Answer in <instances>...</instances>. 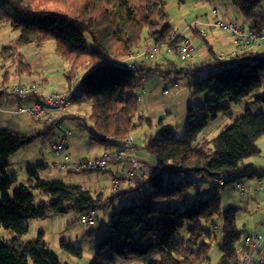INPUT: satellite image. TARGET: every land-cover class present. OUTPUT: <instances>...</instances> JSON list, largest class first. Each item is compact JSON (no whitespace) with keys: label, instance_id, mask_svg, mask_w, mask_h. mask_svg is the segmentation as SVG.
Instances as JSON below:
<instances>
[{"label":"trees","instance_id":"obj_1","mask_svg":"<svg viewBox=\"0 0 264 264\" xmlns=\"http://www.w3.org/2000/svg\"><path fill=\"white\" fill-rule=\"evenodd\" d=\"M263 2L233 1L252 30L264 28V13H257ZM166 7L164 0H0V33L9 29L17 34L0 46L1 97L12 91V87L6 88L10 83L17 86L23 79L40 77L26 59L24 50L29 46L53 51L64 65L67 90L75 85L59 121L46 123L44 117L33 118L41 129L27 132L0 129V230L14 236L11 242L0 237V264H62L44 233L25 240L31 222L73 212L81 223V217L92 211L99 214L125 197L131 198V203L113 212L109 234L97 244L91 264H129L154 254L158 258L146 264H211L215 250L220 253L217 264H242L250 239L264 236L239 228L241 212L251 208H243L237 200L231 204L226 201L225 206L222 197L224 190L233 187L241 200L247 193L240 196L239 183L264 178V168L245 163L260 156L264 113L246 110L214 138L204 135L219 119H234L232 106L251 100L264 106V53L244 50L222 59L210 50L208 60L188 65L193 59L182 61L176 50L181 38L170 44L175 30L169 25ZM152 47L156 52L167 49L187 65L178 71L174 61L156 63L151 57L136 68L131 66L130 56L142 49L151 53ZM164 66L169 68L166 73L162 72ZM172 72L192 79L194 95L209 97L204 104L189 108L187 131L182 137L168 129L145 136L142 150L154 159L157 169L145 180L134 179L135 187L105 197L82 187L42 181V164L25 171L26 182L8 175L11 157L68 123L93 145L106 152L118 151L145 124L152 123L142 113L138 88ZM33 83L38 95L26 100L51 95L41 94L40 86ZM194 109L203 113L198 120H194ZM190 175L209 178L214 183L211 196L197 193L198 184L188 179ZM257 187L264 190L261 182ZM142 192L147 194L141 197ZM36 193L47 202L36 203ZM136 194L139 200L134 198ZM172 201H179L183 208L164 206ZM98 220L92 228L81 223L88 229L83 238L93 237ZM60 245L69 255L83 257V250L72 241L64 240Z\"/></svg>","mask_w":264,"mask_h":264},{"label":"rangeland","instance_id":"obj_2","mask_svg":"<svg viewBox=\"0 0 264 264\" xmlns=\"http://www.w3.org/2000/svg\"><path fill=\"white\" fill-rule=\"evenodd\" d=\"M167 4L166 7V13L169 17V25H171L173 28H176L177 30L180 28L182 24L191 25L192 22L195 21V19L200 17V7L203 6L200 2V0H164ZM207 7H210L208 5ZM52 9V7H50ZM257 13H264V2L262 5L258 8ZM242 24H244V20L240 21ZM216 32V33H215ZM214 34H219L221 37V40L224 39V36L219 29L216 28V31ZM0 35L8 39L14 38L17 36V34H14L11 30H3ZM187 39H189L192 42L191 36H187ZM4 42V41H3ZM154 47H152L153 49ZM215 53L219 54L221 53L218 50H214ZM151 56L155 59L154 62L158 59L159 63H162L164 59H170L174 61V63L177 65V70L180 71L182 68H184L187 63H182L179 58H177L174 54L170 55V53H167V49L164 48L161 49L160 52H154L152 50ZM161 56V57H160ZM157 58V59H156ZM193 61H189L188 65L192 63H200L201 56L199 55L198 58L193 59ZM150 62V61H149ZM153 64V63H152ZM151 65V62L150 64ZM169 68L166 66L162 67V72H167ZM57 76L62 79V71H59L56 73ZM31 82V81H26ZM192 82V79L184 74L172 72L169 73L167 76L162 77H155L151 80H148L144 87L147 91L142 96L143 103H147L149 108L144 109L145 116L151 120V126H147L146 124L140 130L135 138L136 142L135 145L137 147H144V137L145 136H155L157 133L168 129L173 132H175L179 137H182L186 131H187V119H188V111L190 107H198L205 103L206 99H208V95H194L192 88L190 86ZM25 83L24 81L21 82V84ZM1 84V81H0ZM15 84V83H14ZM13 88V83H10L6 88ZM52 90V89H50ZM68 91V90H67ZM8 94L3 96L2 99H0L1 103H8V105L13 106L17 105V99L19 98L12 93V91H7ZM264 93V89L262 91ZM167 93V95H165ZM146 96V99L144 98ZM211 98V97H210ZM23 102V101H22ZM141 103L140 105H142ZM250 103H253V101H246L244 104L246 107H249ZM264 108L262 105H258ZM9 107V106H8ZM142 108V107H141ZM233 109V115L234 119H224V121H221L214 125V128L208 132V134H205L207 138L211 139L217 136L219 133L223 132L233 121L241 117L243 114L238 115L236 106H232ZM194 115L195 119L198 120L200 117L203 116V113H201L198 109H194ZM152 114H151V113ZM22 119H30L31 121L33 118L28 117L26 115H22ZM37 122V121H36ZM36 129H41V125L39 123H35L34 125H37ZM64 136V130H56L54 131L53 135L51 137H48L46 139H41L36 141L34 144L28 146L25 149H22L20 152H18L17 156L15 155L11 157L8 162L10 164L9 169H11L12 173L10 171H7L8 175L17 176L21 180V174L24 175L25 170L27 168H34L38 165L42 164L43 158L40 155V152H44V159L47 161L46 165L51 169V172L57 173L54 180L56 182L64 183L65 185L69 187H82L84 189H89L87 187H90V191L92 193L96 190L97 185H100L99 182L104 184V190L105 197H110L113 195V192L108 191V185L110 180V171L113 172V168H108L105 170H102L100 172H89V173H65L60 174L58 169H56L53 163H62L64 161V153L60 156H56L53 151V146ZM46 150V151H44ZM258 158H252L250 160L245 161V163H250L251 160H255ZM2 161L0 162V164ZM26 164L27 168L23 165ZM57 164V168H58ZM72 167H70L71 169ZM73 169V168H72ZM74 170V169H73ZM45 171L40 172V176L42 181H46L47 176H44ZM190 180H195L198 185H206L207 188H212L214 186V183L209 179H201L200 177L196 175H190L188 177ZM197 185L196 189L200 191V193L204 194V197L211 196L212 192L204 193L202 189L199 188ZM102 188V187H101ZM131 189V185H124L121 187V191H127ZM112 191V190H111ZM109 192V193H108ZM147 192H142L141 197L145 196ZM231 194L232 201L234 200L235 194L233 191V188H227L222 192L223 202L224 205H228L226 203V198ZM108 195V196H106ZM136 200H139L140 196L137 194L134 196ZM247 199V195L245 196V199ZM239 205H243L244 200H238ZM40 201L47 202V199L44 197H41L39 194L36 193V203H39ZM132 201L131 198L125 197L122 199H117L113 205H107L105 209L99 212L100 217V226L98 227V231L93 235V237H85L78 236L75 232H73L74 229L79 230V222L77 220L76 214L73 212L68 213L65 216H53L55 218V229L51 226V221L49 219L46 220H37L33 221L31 223V228L29 235L25 238V240H34L38 237L40 233L45 234L46 241L49 244L50 250L55 253L59 259L61 260L62 264H91L94 254L92 251V245L94 243H97L99 240L103 239L106 235L109 234V218L112 216L114 211L119 210L121 207H123L126 204H130ZM165 207L169 208H175V207H181L183 208V204H181L179 201H172L171 203L166 202L164 204ZM243 208L247 209L248 205L244 204ZM242 219L239 222V228L241 230H244L245 232L249 234H258L262 233L264 234V210H262L259 213H252V211L249 210L246 212H241ZM98 220V221H99ZM68 228H71L72 230V238L69 236L70 230ZM69 230V232L67 231ZM76 235V236H75ZM0 237H2L4 240L11 242L13 240V235L5 231L4 229L0 230ZM64 240H70L73 242V244L80 249L83 250V257L77 258L69 255L61 248V242ZM157 254H154L149 259H133L129 264H146L150 259H157ZM220 258V253L218 250H215L212 255V261L211 264H217Z\"/></svg>","mask_w":264,"mask_h":264},{"label":"crops","instance_id":"obj_3","mask_svg":"<svg viewBox=\"0 0 264 264\" xmlns=\"http://www.w3.org/2000/svg\"><path fill=\"white\" fill-rule=\"evenodd\" d=\"M233 1L234 0H215L212 2H206L205 0H200L201 4L203 5L200 7V17L195 19V21L192 22L191 25H187V23H186V24H182L178 30L176 28H174L175 34H177L181 38L182 37L186 38L187 36H191L192 42L190 40L189 41L192 43V45L195 48V54H194L193 59L198 58V56L200 55L201 56L200 63L204 62L210 58V55H209L210 50H213V51L217 50V47H218V50L221 52V53H219V55H221V58H227L231 54H234V53L240 52V51H244L243 42H240L239 40L234 39L229 34L221 31L222 33H224V34H222L224 36L223 40H221V38H220L221 36L219 34H214V32L216 31L215 24L219 20L236 22V23L240 24L246 30L247 33L252 31L249 24H247L245 22H244V24H242L240 22V21H243V19L240 17L239 12L237 11V9L235 8V6L233 4ZM208 5H210V7H207ZM215 11H216V13L214 14ZM261 30L264 34V28ZM9 41H10L9 37H8V39L6 38V40L5 39L0 40V46L1 45H7L9 43ZM246 50H253L255 52L264 53V40H261V41L256 42V43L250 42L249 46L245 49V51ZM141 51H145V49H142ZM24 53H25V56H26V59H27L29 65L33 68V70L35 72L41 73V75H40V77H37V78L23 79L22 81H24L25 83H26V81L36 82L40 86V93L43 95H47V94L64 95L67 92L68 85L64 81L63 77H62V79H60L56 74L59 71H63L64 65L62 64V62H60L59 60H57L54 57L53 51H51V50L41 51V50L36 49L34 46H29L24 50ZM153 59H155V58L153 57ZM192 61L194 62V60H192ZM155 62L158 63V59ZM0 87H1V85H0ZM141 87L144 90L143 95L145 93L147 95V91L144 87V84ZM50 89H52V90H50ZM7 94L8 93H6L5 96ZM3 96L1 97V93H0V99H2ZM144 98L146 99V96ZM22 101L23 102H20L17 99V101H16L17 105H13V106L8 105V103H6L7 105H5L4 103L0 102V129H12L15 131H20V132L37 130L35 127L36 126L38 127V124L37 125H34V124L38 123V122L31 121L30 119H28V120L22 119L23 116L17 114V112L21 108L33 107V103L35 102V99L32 98L30 100H22ZM140 103H143V98L141 99ZM244 103L239 105V106H236V110H237L238 115L242 114L246 110H250L254 114L264 113V108H262L261 106H258L261 104H257L253 101V103H250L249 107H246ZM148 106L149 105L147 103H145V104L143 103L141 105L142 113L144 114V116H145V112H146L144 109L149 108ZM221 121H224V119L221 118L217 122L212 123L209 126L207 132L204 133V135L208 134V132H210V130H212V128H214V125L221 122ZM62 129L64 130V136L62 137V140H65V144H64L65 145V152H64L65 157L70 156L71 158H73L75 160L81 161V160L91 159L94 157H100L106 152V151H104V149H102L96 145H93L88 140L87 137L80 134L75 129V127L72 123H68V125H66V126L64 125L62 127ZM211 132H213V130ZM135 142H136V138L134 137L133 138V148H134V152L136 153L138 160L140 162V165H138V166L140 167L142 165L143 167L150 168V169L155 171L157 169V166L155 164L154 159L150 155H148V153L145 150H142L141 147H137L135 145ZM258 147L261 151L260 156L256 157L258 159L251 160L250 163L257 166V167L264 168V138L259 141ZM112 152H115V151H112ZM17 154L15 155V157L17 156ZM40 155L43 158V161H42L43 169H42V171H45L44 176H47L46 181L47 182L55 181L54 178L57 175V173L55 174V173L51 172L50 166L48 167L46 165L47 161L44 159V152L43 151L40 152ZM53 164H54L53 167L58 169L57 168L58 163H56V164L53 163ZM23 166L26 167L27 165L24 164ZM70 167H72V166H68V168L64 172H60L59 169H58V171L60 174H65L67 172L75 174L76 172H74V170L72 169L73 167L71 169H70ZM109 167L113 168V172L110 171L111 176H110L109 185H108V191L112 192L111 188L113 186L114 180H116L119 177H124V175L126 173H128L129 171H132L133 168L128 166L127 164H113V165H110ZM108 168H106V169H108ZM8 171H10V173H12L11 169H9ZM76 174H78V173H76ZM40 178H41V176H40ZM21 182H26L25 173H24V175L21 174ZM246 182H248L247 183L248 192L246 194L247 199L244 200L245 197L243 198V200H244L243 205L247 204L248 207L251 208L252 213H259L262 210H264V190L259 191L257 184H258V182H261L264 185V178H262L259 181L258 180H251V181H246ZM99 184L100 185H97V188L93 192V194H97V193L106 194L105 192H103L104 184L101 182H99ZM128 184L129 183H127V185ZM130 185H131V188L135 187V185L133 183H131ZM198 186L200 189H202L204 191V193L211 192V189L213 188V187L207 188V186L203 185V184L202 185L200 184ZM87 188L90 189V187H87ZM230 188L232 189L233 187H230ZM89 189H85V190L90 191ZM233 191H234L235 197L237 198V195L235 193V189H233ZM196 192L199 193L200 191L197 190ZM106 196H108V195H106ZM236 198H234V200L232 201L231 194H229V196H227L226 200L228 203L231 204L232 202L236 201ZM243 205H242V207H243ZM48 219L51 221V226L53 227V229H55V218L52 216ZM99 219H100V217H99ZM99 226H100V220L97 222V226L95 228V233L98 231ZM78 227H79V230L76 228L73 230V232H75L77 234V237L78 236L83 237L85 235V233L88 232V229L83 227L80 222H79ZM30 228H31V226H30ZM68 229L70 230V232H69V230H67V231L69 232V234H70L69 236L71 237L72 236V230H71V228H68ZM99 241L92 245V251H93L94 255L96 252V246L99 243ZM261 254H264V243L261 247Z\"/></svg>","mask_w":264,"mask_h":264},{"label":"built area","instance_id":"obj_4","mask_svg":"<svg viewBox=\"0 0 264 264\" xmlns=\"http://www.w3.org/2000/svg\"><path fill=\"white\" fill-rule=\"evenodd\" d=\"M216 11L214 12V14ZM215 28L229 34L234 39L243 42L245 50L250 42L256 43L264 40V34L261 29L252 30L249 33L238 23L219 20L215 24ZM181 38L177 34H174L170 40V44ZM156 51V48L152 49ZM177 53L182 61H188L193 59L195 54V48L189 39L182 37L180 44L176 45ZM151 53L145 50L139 54L130 56L131 66L136 68L144 62H147L151 58ZM224 59V58H222ZM12 93L16 95L20 100H26L29 96H37V86L33 82H26L17 86H14ZM75 90V85L72 84L71 87L64 95L51 94L47 95L44 99L36 100L31 108H21L17 112L19 115H26L31 118L44 117L46 123L59 121L65 111L67 110L71 96ZM138 101L141 102L144 90L142 87L138 88ZM167 95V93H165ZM65 140H59L54 146L53 151L56 156H60L65 152ZM46 151V150H44ZM47 152V151H46ZM113 164H127L132 167L133 170L129 171L124 175V177H119L114 180L113 186L111 188L112 192L118 193L121 191V187L129 183L130 185L134 179L145 180L154 173V170L150 168L139 167L140 162L133 148V139L126 140L122 147L115 152L107 151L100 157H94L86 160H75L70 156L64 158L62 163L58 164V169L60 172H64L68 166H72L74 172L76 173H88L102 171ZM238 193L240 196H244L248 192V185L244 183H239ZM99 219V214L96 211H92L89 215L81 217V223L85 227H94L96 221ZM250 250L242 257V264H264V254H261V247L264 243V236L257 235L251 238Z\"/></svg>","mask_w":264,"mask_h":264}]
</instances>
